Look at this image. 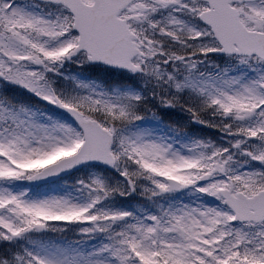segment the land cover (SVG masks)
I'll list each match as a JSON object with an SVG mask.
<instances>
[{
    "label": "snow or ice",
    "instance_id": "6c2138e0",
    "mask_svg": "<svg viewBox=\"0 0 264 264\" xmlns=\"http://www.w3.org/2000/svg\"><path fill=\"white\" fill-rule=\"evenodd\" d=\"M0 264H264V0H0Z\"/></svg>",
    "mask_w": 264,
    "mask_h": 264
},
{
    "label": "rangeland",
    "instance_id": "374dc122",
    "mask_svg": "<svg viewBox=\"0 0 264 264\" xmlns=\"http://www.w3.org/2000/svg\"><path fill=\"white\" fill-rule=\"evenodd\" d=\"M69 71L72 73V74H77V75H80V76H83V77H90L89 75V70L87 67L85 68H77V67H72L69 69ZM90 73H93V76H98L100 78H102V80L104 81H107V78L104 77L103 75L101 74H98L99 72L97 71H92ZM95 74V75H94ZM96 79V77H94ZM173 116H174V120L172 122L173 125H184V126H187V129L189 131L190 134H197V129H198V132H200L201 128H202V125H196V124H192L190 121H189V117L187 115V113L185 112H182V111H178V108L176 109H170ZM162 111H164V109H162ZM148 116L149 119H151V113H147L146 114ZM177 115H179L182 119H177ZM208 129H213V128H208ZM212 134V133H211ZM214 138L212 139H216V140H219L220 139V134L217 132L216 129H214ZM199 136V133L197 134ZM123 198V197H122ZM120 198V197H117V200L118 201H123L124 204L128 207H130V205L127 203V198ZM145 205H141L140 208H143Z\"/></svg>",
    "mask_w": 264,
    "mask_h": 264
},
{
    "label": "trees",
    "instance_id": "16d2710c",
    "mask_svg": "<svg viewBox=\"0 0 264 264\" xmlns=\"http://www.w3.org/2000/svg\"><path fill=\"white\" fill-rule=\"evenodd\" d=\"M70 181H72V180H70ZM127 203L130 205V207H132V208L134 207V202L132 199L128 200ZM72 236H73V234H72Z\"/></svg>",
    "mask_w": 264,
    "mask_h": 264
},
{
    "label": "flooded vegetation",
    "instance_id": "af4514ba",
    "mask_svg": "<svg viewBox=\"0 0 264 264\" xmlns=\"http://www.w3.org/2000/svg\"><path fill=\"white\" fill-rule=\"evenodd\" d=\"M105 75L107 76V77H115L114 75H115V73H111V72H105ZM111 75V76H110Z\"/></svg>",
    "mask_w": 264,
    "mask_h": 264
}]
</instances>
